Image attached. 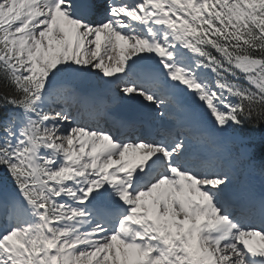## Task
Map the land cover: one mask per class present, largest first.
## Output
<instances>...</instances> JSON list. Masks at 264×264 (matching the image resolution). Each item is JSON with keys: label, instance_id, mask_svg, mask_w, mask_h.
I'll return each mask as SVG.
<instances>
[{"label": "snow or ice", "instance_id": "6c2138e0", "mask_svg": "<svg viewBox=\"0 0 264 264\" xmlns=\"http://www.w3.org/2000/svg\"><path fill=\"white\" fill-rule=\"evenodd\" d=\"M0 264H264V0H0Z\"/></svg>", "mask_w": 264, "mask_h": 264}]
</instances>
